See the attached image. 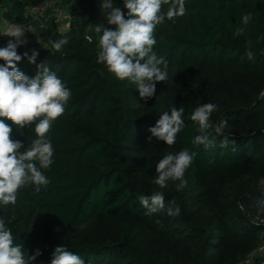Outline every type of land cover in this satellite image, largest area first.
I'll use <instances>...</instances> for the list:
<instances>
[{
    "label": "trees",
    "instance_id": "obj_1",
    "mask_svg": "<svg viewBox=\"0 0 264 264\" xmlns=\"http://www.w3.org/2000/svg\"><path fill=\"white\" fill-rule=\"evenodd\" d=\"M43 1L0 0L7 18L34 28L27 36L47 45L36 50L35 63L18 62L19 70L33 77L45 63L71 91L46 136L54 155L42 171L50 183L38 193L25 185L14 205H0L14 243L26 255L40 250L33 264H50L58 245L85 264L243 263L264 239V0H185L183 16L165 18L155 29L153 50L167 60L168 79L157 82L147 100L134 83L97 63L101 34L82 0H51L70 7L71 25L61 33L27 14L28 6ZM112 2L123 9V0ZM248 13L252 20L244 26ZM242 26L245 33L234 36ZM64 38L68 43L56 51L51 42ZM9 39L0 35V47ZM17 51L23 55L24 46ZM205 103L217 105L209 123L223 122L222 134L214 127L201 133L191 120ZM172 107L184 108L185 127L175 143L149 140V128ZM11 126V138L25 147L37 138L34 125ZM201 134L214 145H194ZM224 137L229 143L222 147ZM185 148L197 153L185 173L187 186L177 191L178 181H169L161 189L154 183L156 165ZM156 191L163 192L165 208L148 214L138 197ZM170 201L180 215H167ZM102 222H113L116 236L94 233Z\"/></svg>",
    "mask_w": 264,
    "mask_h": 264
},
{
    "label": "clouds",
    "instance_id": "obj_2",
    "mask_svg": "<svg viewBox=\"0 0 264 264\" xmlns=\"http://www.w3.org/2000/svg\"><path fill=\"white\" fill-rule=\"evenodd\" d=\"M164 5H168L166 13L163 12ZM102 8L106 10L107 25L98 23L94 28L96 33L101 34L97 63L104 64L117 79L134 83L142 99H150L155 94L156 83L168 79L167 60L158 57L153 50L156 44L155 29L165 18L171 20L183 16L186 12L185 0H123L127 17L121 7L113 6L112 0H102ZM251 20L252 14H245L241 24L246 26ZM34 31L31 26L26 30L14 24L0 32L12 38L6 46L0 47V60L4 62L0 64V205L3 206L14 205L19 190L25 185H33L38 193L41 187L50 183L42 171L50 168L54 155L53 146L46 136L52 123L63 114L64 105L71 96L70 89L45 63L37 65V72L33 77L17 67V63L23 58H27L30 63L36 62L39 53L35 49L30 50L31 55L28 51L23 55L17 51L20 46L28 43L25 32ZM244 33L245 27L242 26L237 27L233 35L241 36ZM51 43L59 52L68 43V39ZM246 54L248 59L254 58L250 50ZM216 108L217 105L213 103H205L193 111L191 120L198 122L201 133L214 127L217 134H222L223 122L216 126L209 123ZM183 112V107H172L170 112H163L155 126L149 128V140L155 137L168 146L173 145L177 134L185 127ZM5 120L11 121V125L18 128L34 125L37 138L25 147L21 141L11 138L13 129ZM228 143V137H224L221 146H227ZM193 144L208 148L214 145V140L201 134L194 137ZM196 155V152H190L186 148L176 154H167L155 167L154 183L163 189L168 186L169 181H178L176 190H183L187 186L185 173ZM260 185L264 193V179L260 180ZM138 200L148 214L165 208V196L161 191L141 195ZM180 213L179 205L170 201L167 215L176 217ZM40 255V250L26 255L23 246L14 243L11 230L6 226L5 219L0 217V264H33ZM50 264H85V261L66 247L58 245L52 253Z\"/></svg>",
    "mask_w": 264,
    "mask_h": 264
},
{
    "label": "rangeland",
    "instance_id": "obj_3",
    "mask_svg": "<svg viewBox=\"0 0 264 264\" xmlns=\"http://www.w3.org/2000/svg\"><path fill=\"white\" fill-rule=\"evenodd\" d=\"M80 5L88 10L90 17L91 19H94L95 24L101 23L102 16L104 15L103 9H102V0H98V1L82 0ZM6 7L7 6L3 8V6H1L2 9H6ZM60 9H63V12L60 11L58 13L59 18H61L62 16L67 17L68 15H70V7L68 5H63L61 1H60ZM58 17L56 15H52L49 21L50 23H54L55 25H57V30L61 33V32H64L66 29H68L71 23L69 22V19H67L66 21L64 20L59 21ZM35 19L38 20L40 18H35ZM3 23L7 24L6 21H4ZM27 28L28 26L26 25V30ZM27 35H28V32H26L25 34V38L28 41L27 45H24L25 51L31 52L30 50L32 49L40 50L42 48L47 47L46 43H44L41 39L32 38ZM94 233L98 235L106 234L110 236H116L115 224L113 222H102L100 223V226H98L95 229ZM262 237H264V234H262ZM263 257H264V239H263L262 244L259 246V249H257L252 254H250L247 257V259L241 264H258L259 262L262 261Z\"/></svg>",
    "mask_w": 264,
    "mask_h": 264
},
{
    "label": "built area",
    "instance_id": "obj_4",
    "mask_svg": "<svg viewBox=\"0 0 264 264\" xmlns=\"http://www.w3.org/2000/svg\"><path fill=\"white\" fill-rule=\"evenodd\" d=\"M0 5L2 6V4H0ZM1 6H0V32H3L4 30L11 28V26L14 24H18L19 26L26 29V24L17 23L13 19L7 18L5 16V14H6L5 10L6 9H2ZM60 11L63 12V9H60V6L57 4L56 1H51V0H44L41 3H35L33 5L28 6V8H27V14L28 15H30V16L32 15L33 18H40L38 20L40 21L41 26H46L47 21L52 17V15H56L58 17V13ZM58 19H59V21H63V20L66 21L67 19H69V22H70L71 16L70 15H68L67 17L62 16L61 18L58 17ZM3 20L6 21L7 24H4ZM25 34H26V32H25ZM0 35H2V34H0Z\"/></svg>",
    "mask_w": 264,
    "mask_h": 264
}]
</instances>
